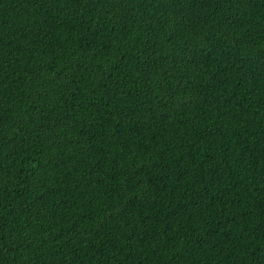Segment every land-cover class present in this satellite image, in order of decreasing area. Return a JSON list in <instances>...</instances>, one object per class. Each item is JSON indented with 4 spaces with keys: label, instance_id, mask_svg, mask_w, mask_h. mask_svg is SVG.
I'll list each match as a JSON object with an SVG mask.
<instances>
[{
    "label": "trees",
    "instance_id": "obj_1",
    "mask_svg": "<svg viewBox=\"0 0 264 264\" xmlns=\"http://www.w3.org/2000/svg\"><path fill=\"white\" fill-rule=\"evenodd\" d=\"M0 264H264V0H0Z\"/></svg>",
    "mask_w": 264,
    "mask_h": 264
}]
</instances>
